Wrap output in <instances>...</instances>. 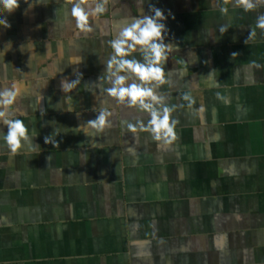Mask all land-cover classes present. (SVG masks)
Instances as JSON below:
<instances>
[{
    "label": "crops",
    "instance_id": "crops-1",
    "mask_svg": "<svg viewBox=\"0 0 264 264\" xmlns=\"http://www.w3.org/2000/svg\"><path fill=\"white\" fill-rule=\"evenodd\" d=\"M73 2L18 0L0 15V88L22 85L14 112L30 136L12 153L0 124V264H264V3L86 0L105 10L85 30ZM150 5L173 45L156 87L177 121L167 144L129 129L147 113L102 77L108 41ZM102 108L97 132L87 121Z\"/></svg>",
    "mask_w": 264,
    "mask_h": 264
},
{
    "label": "clouds",
    "instance_id": "clouds-1",
    "mask_svg": "<svg viewBox=\"0 0 264 264\" xmlns=\"http://www.w3.org/2000/svg\"><path fill=\"white\" fill-rule=\"evenodd\" d=\"M260 2L264 3V0ZM235 3L244 11L256 7V0H235ZM17 6L18 0H0V15L11 13ZM104 10L103 2L88 4L86 0H74L71 5V16L75 19L77 28L90 30L89 17H95ZM165 19V14L160 8L150 5L148 14L135 17L121 27L115 33V38L108 41L111 53L102 77L104 83L109 85L104 89L107 95L147 113L146 124L137 121L135 126L129 124V129L136 132L138 126L140 131L149 132L154 140L167 144L175 139L174 129L177 121L170 117L174 106L169 107L165 104L164 97L156 92V87L166 82L164 64L173 47L171 43L165 42L168 35ZM0 26L7 28L10 25L6 18H0ZM256 27L264 29V13L257 17ZM134 53H139V58ZM79 83L80 74L77 73L76 79H62L60 88L64 93H69ZM21 89L22 85L17 83L0 88V124L6 127L2 139L12 153H16L30 142L29 129L14 112V101ZM216 96L225 105L230 103L228 96H221L219 92ZM183 99L188 101V106L191 107L193 103L191 96L185 94ZM109 116L110 113L102 108L96 113L95 119L87 121V125L97 132L102 131L110 122ZM35 135L36 133H33L32 137ZM44 142L49 143L48 137L44 138Z\"/></svg>",
    "mask_w": 264,
    "mask_h": 264
}]
</instances>
